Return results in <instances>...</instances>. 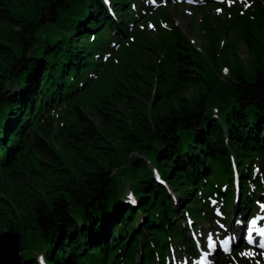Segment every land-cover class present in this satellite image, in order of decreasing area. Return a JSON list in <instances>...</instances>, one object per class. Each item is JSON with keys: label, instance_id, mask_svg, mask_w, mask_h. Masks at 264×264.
I'll list each match as a JSON object with an SVG mask.
<instances>
[{"label": "trees", "instance_id": "obj_1", "mask_svg": "<svg viewBox=\"0 0 264 264\" xmlns=\"http://www.w3.org/2000/svg\"><path fill=\"white\" fill-rule=\"evenodd\" d=\"M111 2L0 0V233L22 234L16 264H38L40 256L46 264H156L154 251L163 260L171 243L182 247L185 209L212 215L210 199L229 209L232 158L241 171L257 156L264 161V14L241 34L249 76L235 56L228 80L215 46L199 51L175 32L160 34L157 45L137 41L122 55L115 85L77 98L100 67L98 57L90 63L93 51L110 45L103 33L121 44L138 17L127 0ZM143 54L153 57L139 72ZM78 77L83 83L67 92ZM12 82L20 94L8 89ZM63 102L55 123L48 108ZM55 136L66 145L53 144ZM126 167L141 174L128 187L135 206L120 188Z\"/></svg>", "mask_w": 264, "mask_h": 264}, {"label": "rangeland", "instance_id": "obj_2", "mask_svg": "<svg viewBox=\"0 0 264 264\" xmlns=\"http://www.w3.org/2000/svg\"><path fill=\"white\" fill-rule=\"evenodd\" d=\"M188 2H196L194 0H186ZM222 1V0H220ZM205 2V0H204ZM187 5H189L188 3H186ZM182 8V9H181ZM166 11L170 10L171 13V18L174 19V21L181 26V28L183 30L186 31V33H188L189 37L191 38V40L195 41V45H202L203 47H205L206 52L209 54V45L211 46H215V51L218 52L217 55H215V58L218 60H222L224 63H228L229 64V68L231 71L230 75H225V77L229 80L230 78H232L234 76V72H233V58L236 56L237 58H241V62H242V66H243V74L245 76H249L251 70H252V64L248 62V59L246 58L247 55V49H248V43L246 42H241L239 41V45L237 46H231V43L233 42V40L231 39V35H225L224 37L226 38V47H220L219 50H216L217 48V42L214 41L217 38V33H216V38L213 37H209V38H204L201 34V30L198 27V24L194 25L192 28L189 27V17L188 15L192 12L188 9L187 6H182V4L178 1L174 2V3H170L168 4L165 8ZM174 10V11H173ZM180 11V12H179ZM199 15V13L197 14ZM161 14H158V17H160ZM216 30H220L222 31V29H220L219 27ZM212 32V34H215V28H211L210 30ZM153 37V36H152ZM213 40L214 42L212 43ZM153 44L157 45L158 44V38L154 37L153 38ZM153 56H146L145 54L142 55V59H141V65L140 67H138L137 69L141 68L142 69L138 70L139 72H145V68L147 67V63L148 60L152 59ZM204 58V57H203ZM243 58V59H242ZM212 59V58H211ZM204 60H206L204 58ZM214 60L212 59V62ZM216 64L218 65V63L216 62ZM216 65V66H217ZM119 65H117L114 61V58L112 57L111 59L108 60L107 65L105 66L104 70H103V76L101 80H98L95 83V86L99 85L101 82H108V86H112L113 82L115 80L114 74L117 72ZM136 78V77H135ZM150 78V77H149ZM131 79H134V77H131L127 80L126 83V89L132 86V82ZM167 83V82H166ZM168 84V83H167ZM166 87V86H165ZM8 89L11 91V93L16 94L19 93L20 94V88L15 84V82H12L11 85H9ZM91 116L93 117L95 123L97 124L99 119L97 118V115L95 114V110L91 109L90 111ZM13 116V115H12ZM3 129V128H2ZM1 129V131H2ZM3 133V131H2ZM1 133V135H2ZM1 137V136H0ZM3 138V136H2ZM18 138V137H17ZM53 144H55L57 147H61V146H65L66 144L64 142H61L58 138H56V136L53 138ZM119 152L122 154V156H119L118 161L122 164V165H126L125 164V158H124V153L121 152V149L119 150ZM65 157L69 156V161L70 159H72V155L68 152V151H63ZM135 154H137V152H135ZM141 155V154H140ZM141 176L139 171H135L133 172V170H131L130 168H123L120 170V179L122 181V183H120V188L121 190L124 192L125 190L129 188H133L134 184H136L137 179ZM9 187H12V184L9 181H6ZM176 196H174L175 198ZM202 227L205 229V231L203 232H198V234H200L201 236H206V234L211 231L213 233H216L215 231H213L211 229V227L209 226L208 223L203 222ZM190 232V231H189ZM200 235H197V238L200 239ZM221 235H224V233H221ZM246 235V234H245ZM22 237V234L20 235L19 238V242L20 239ZM11 239L9 238V240L7 241V245L10 246L9 243ZM17 241V240H16ZM41 247H44V244L39 245ZM242 248V244L238 245L235 247V249H240ZM12 249V248H11ZM252 250V247L250 246H246L244 249L241 250L242 251H246V250ZM253 251V250H252ZM36 252H41L39 249L36 250ZM262 252V251H261ZM14 252H11V255L13 256ZM20 253L18 254L19 257ZM17 257V258H18ZM245 258V256H243ZM261 257V255H260ZM10 260L6 261V262H15L16 261V257L13 258H9ZM14 259V260H13ZM13 260V261H12ZM0 261H2L3 264H5L3 262V259H0ZM243 262V260H241ZM180 262H184L183 259H181ZM180 262H178L177 264H180ZM1 263V262H0ZM245 264V263H244ZM260 264H264V256H262V260L260 261Z\"/></svg>", "mask_w": 264, "mask_h": 264}, {"label": "snow or ice", "instance_id": "obj_3", "mask_svg": "<svg viewBox=\"0 0 264 264\" xmlns=\"http://www.w3.org/2000/svg\"><path fill=\"white\" fill-rule=\"evenodd\" d=\"M107 2V0H105ZM245 7H249L250 5L248 3H245ZM217 11H221L220 9H217ZM151 27V25H149ZM159 179V177H157ZM129 199L131 200V194H129ZM135 203V201H132ZM215 203V201H213ZM259 204V209L261 213H264V204ZM217 216H222V214L217 211ZM264 220V215H255L251 218H248L245 221H241L240 219H237L234 221L235 224L240 225L242 223L245 224V231L246 235L244 239L246 240L247 244L253 245L256 244L260 249H264V225L259 224L260 221ZM192 222L189 221V224ZM218 228L222 230L224 235H221V232L213 233L209 231L206 236H203L202 240L197 239V235L200 234H193V239L196 240V249L199 253V261L198 264H212V261L208 260V257L211 256L219 247L220 249L227 252L229 250L230 244L236 239L235 236H229L227 233L229 232L230 226L224 225L223 223H220L218 220L217 222ZM255 237H259V241L257 242ZM206 248V251L204 250ZM242 256L247 257H253L256 255L255 252L252 250H246L239 253ZM261 256H264V251L260 253ZM185 264H189L187 258L185 260ZM192 264H197V262H192ZM256 264H260V261L257 260Z\"/></svg>", "mask_w": 264, "mask_h": 264}, {"label": "water", "instance_id": "obj_4", "mask_svg": "<svg viewBox=\"0 0 264 264\" xmlns=\"http://www.w3.org/2000/svg\"><path fill=\"white\" fill-rule=\"evenodd\" d=\"M20 233H14V232H8V231H4L0 233V259H3V262L5 264H16L18 261V254H19V238H20ZM9 238L11 239V243L10 246L7 245V241L9 240ZM17 240V241H16ZM12 248V249H11ZM6 252H8V254H6ZM11 252L13 253V256L11 255ZM16 257V261L14 262H6L8 260H10L9 258H13ZM0 264H3L2 261H0Z\"/></svg>", "mask_w": 264, "mask_h": 264}, {"label": "clouds", "instance_id": "obj_5", "mask_svg": "<svg viewBox=\"0 0 264 264\" xmlns=\"http://www.w3.org/2000/svg\"><path fill=\"white\" fill-rule=\"evenodd\" d=\"M37 259H38V264H46L42 256L38 257Z\"/></svg>", "mask_w": 264, "mask_h": 264}, {"label": "bare ground", "instance_id": "obj_6", "mask_svg": "<svg viewBox=\"0 0 264 264\" xmlns=\"http://www.w3.org/2000/svg\"><path fill=\"white\" fill-rule=\"evenodd\" d=\"M6 254H8V252H6ZM14 260V259H13Z\"/></svg>", "mask_w": 264, "mask_h": 264}]
</instances>
